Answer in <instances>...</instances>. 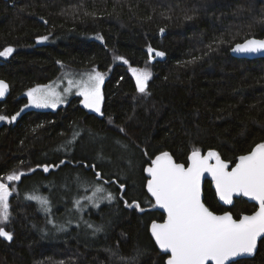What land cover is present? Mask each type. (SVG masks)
<instances>
[{"label": "trees", "instance_id": "obj_1", "mask_svg": "<svg viewBox=\"0 0 264 264\" xmlns=\"http://www.w3.org/2000/svg\"><path fill=\"white\" fill-rule=\"evenodd\" d=\"M42 36L48 39L38 42ZM250 37L264 38V0H0V51L14 49L0 57V78L10 85L0 115L19 113L0 121V177L25 173L3 225L13 239L0 237V264H117L109 248L123 256L139 249L137 264H166L151 234L152 222L166 214L147 191L144 168L163 151L187 165L194 147L235 164L264 143V58L231 54ZM149 46L164 58L150 60ZM116 57L152 72L147 94ZM64 68L107 73L103 115L79 96L57 109L24 110L26 91ZM95 172L111 181L103 186L116 199L97 208L84 202L81 213H70L91 192L78 188L76 177L103 183ZM34 189L50 211L25 199ZM204 201L235 218L257 208L244 198L221 203L209 180ZM237 262L264 264V238L254 257Z\"/></svg>", "mask_w": 264, "mask_h": 264}, {"label": "snow or ice", "instance_id": "obj_2", "mask_svg": "<svg viewBox=\"0 0 264 264\" xmlns=\"http://www.w3.org/2000/svg\"><path fill=\"white\" fill-rule=\"evenodd\" d=\"M47 39V36H42L38 38V42ZM97 39L102 40L103 37L98 35ZM13 51L12 47H6L0 51V57H7ZM232 51L241 54L264 52V39H245L243 43L236 44ZM147 52L150 60L153 54L156 57L165 56L163 51H157L151 46ZM116 59L123 60V57ZM124 63H128L127 60H124ZM130 70L138 92L147 94L148 82L152 77L151 71L147 68ZM104 78L103 73L94 71L86 74V77L82 74L79 80L68 79V87L64 88L63 92H58L50 85H38L30 89L27 96L30 104L35 107L56 108L65 102L66 95L74 87L77 90L76 94L83 97L82 103L85 108L103 115L101 85ZM8 87L6 82L0 80V97L5 95ZM18 115L19 113L10 119L0 115V121H15ZM109 123H112L111 119ZM119 130L125 132L122 127ZM77 135L78 133H74L73 138L75 139ZM116 143L121 144L124 149L128 148L127 144H122L119 140ZM60 163L65 162L62 160ZM49 167L43 165V171L48 172ZM92 168L95 169V165H92ZM144 171L148 174L147 191L155 199V205L167 213L162 223L153 221L151 224V234L156 244L167 255L166 264H238L234 258L254 254L258 238L264 237V143L256 144L247 154L240 155L231 170L229 162L222 159L216 151L210 150L206 155H201L200 149L194 147L188 156L187 166L177 163L169 152L163 151L151 160ZM205 173L211 176L216 193L224 203L232 204L234 195L244 196L258 202V209L251 215H240L237 218L230 212L218 215L211 211L202 201L201 180ZM23 175L25 173L13 170L6 177H0V237L8 241L13 239V234L6 231L3 225L10 222L9 198L15 189L7 182L20 181ZM95 177L97 181H103L100 172H95ZM109 182L111 181L90 183L86 178L76 177L78 188L82 187L87 192L91 187V195H85L82 199L94 207H99L102 201L111 202L116 199L115 195L103 186ZM120 188L124 189V185L121 184ZM35 191L34 189L33 194L27 195L25 199L37 202L46 212L50 211L49 199L36 195ZM75 204L81 207V199H77ZM125 206L140 208L136 201L132 203L125 201ZM48 223L53 221L49 220ZM87 227L93 228V225L89 223ZM101 231L102 227L94 229V233ZM107 251L110 258H115L117 264H137L139 256L142 255L139 249L131 256H123L118 249L109 248Z\"/></svg>", "mask_w": 264, "mask_h": 264}, {"label": "rangeland", "instance_id": "obj_3", "mask_svg": "<svg viewBox=\"0 0 264 264\" xmlns=\"http://www.w3.org/2000/svg\"><path fill=\"white\" fill-rule=\"evenodd\" d=\"M154 55V54H153ZM155 56V55H154ZM156 57V56H155ZM157 58H164V57H157ZM121 61H124V60H121ZM127 66H128V70H129V72H130V74L132 75V73H131V68H138V69H145V68H140V67H136V66H131L130 64H128L127 63ZM148 69V68H147ZM149 70V69H148ZM94 71H99V72H101V73H103L104 74V83H105V80H106V78H107V73H105V72H103V71H100V70H98V69H96V68H94V69H91V70H76V69H67V68H64V69H62L61 70V72L58 74V76H56L53 80H51V81H49V82H47V83H44V84H38V85H50V86H52V87H54L58 92H63V89L64 88H66V87H68V79H75V80H79L80 78H81V76H82V74L86 77V74H88V73H91V72H94ZM150 71V70H149ZM152 73V72H151ZM152 76H153V74H152ZM134 78V77H133ZM152 78V77H151ZM135 79V78H134ZM104 83L101 85V92L103 91V86H104ZM38 85H35V86H33L32 88H34V87H36V86H38ZM32 88H30V89H32ZM30 89H28L27 91H26V96H27V92L30 90ZM76 88H72V90H71V92H69L67 95H66V98H65V102L64 103H62V104H59L56 108H38V107H35L34 105H32V104H30V102H29V98H28V103H27V107H25L24 108V110H27V109H37V110H50V109H57V108H59V107H61V106H64V105H67L68 103H69V101L74 97V96H78L77 94H76ZM28 97V96H27ZM79 97H81V96H79ZM81 99L83 100V97H81ZM83 104V103H82ZM4 182H7V181H4ZM7 183H9L10 184V187L11 188H14L15 189V191H13V194H12V196L18 191V181H16V182H7ZM91 192H92V189H91ZM91 192L88 194V195H91ZM12 196H10V198H9V201L11 200V198H12ZM54 199H55V196H54ZM105 201H107V200H105ZM105 201H102L101 203H100V205L103 203V202H105ZM84 202H87L86 200L84 201L83 199H81V207H77V205L76 204H74L73 205V208L72 209H70L69 210V212L70 213H72L73 214V210L74 211H76L77 213H81L82 212V210H84V209H86V208H84V206L85 205H83V203ZM55 203H56V199H55V201H54V205H55ZM88 203V202H87ZM89 204V203H88ZM99 205V206H100ZM90 207H94V206H92L91 204H89V208ZM94 208H97V207H94ZM68 219H69V217L67 218V221H66V223L68 222Z\"/></svg>", "mask_w": 264, "mask_h": 264}, {"label": "water", "instance_id": "obj_4", "mask_svg": "<svg viewBox=\"0 0 264 264\" xmlns=\"http://www.w3.org/2000/svg\"><path fill=\"white\" fill-rule=\"evenodd\" d=\"M250 38H256V39H264V38H258V37H250ZM244 42V41H243ZM243 42H240V43H243ZM238 44V43H237ZM236 45V44H235ZM235 45H234V47H235ZM233 47V48H234ZM232 48V49H233ZM232 49H231V54L234 56V57H236V58H241V59H258V58H264V52H261V53H256V54H241V53H235V52H233L232 51ZM0 80H3L4 82H6L7 84H8V90H7V92L5 93V95L3 96V97H0V102H2V101H4L8 96H9V94H10V85H9V83L6 81V80H4V79H1L0 78ZM97 114H100V113H97ZM208 151H210V150H208ZM208 151H206V152H201V155H206L207 154V152ZM211 151H214V150H211ZM245 154H247V153H245ZM242 155H244V154H242ZM239 157V156H238ZM174 159V158H173ZM223 159V158H222ZM175 160V159H174ZM226 161V160H225ZM214 162V161H213ZM226 162H229V161H226ZM237 162V161H236ZM178 163V162H177ZM183 164V163H182ZM150 165V164H149ZM149 165H147L146 167H148ZM185 166H187V165H185ZM235 166V164H232L231 162H229V170H231V168L232 167H234ZM146 175L148 176V174L146 173ZM207 180H209V181H211V183H212V186H213V189L215 190V184H214V181L212 180V178H211V176L208 174V173H205L204 174V176L202 177V180H201V194H202V201L205 203V201H204V186H205V182L207 181ZM215 192H216V190H215ZM149 193V192H148ZM150 194V193H149ZM151 195V194H150ZM216 195H217V193H216ZM152 197V196H151ZM153 198V197H152ZM217 198L219 199V196L217 195ZM237 198H244V199H246L247 201H249L250 203H254L256 206H257V208H256V210L258 209V207H259V205H258V202H256V201H254V200H251L250 198H248V197H244V196H236V195H234L233 196V201L235 200V199H237ZM155 200V199H154ZM219 201L221 202V203H223V204H226V203H224V201H222V200H220L219 199ZM205 206L206 207H208L207 206V204L205 203ZM209 208V207H208ZM210 209V208H209ZM163 211H164V213L166 214V217H167V213H166V211L164 210V209H162ZM211 210V209H210ZM255 210V211H256ZM211 211H213V210H211ZM214 213H216V214H218V215H222L223 213H217V212H215V211H213ZM227 212H230V211H227ZM254 212V211H253ZM252 212V213H253ZM231 213V212H230ZM252 213H247V214H243V215H251ZM233 215V214H232ZM166 217H165V219H166ZM233 217L235 218V216L233 215ZM163 222V221H162ZM162 222H157V223H162ZM264 237H262V238H258V241H257V249H256V251L254 252V254H252V255H244V256H242V257H237V258H234V260H239V259H243V258H251V257H254L255 255H256V253H257V251H258V248H259V243H260V241L263 239ZM158 246V245H157ZM158 248H159V246H158ZM160 249V248H159ZM161 250V249H160ZM162 251V250H161ZM163 252V251H162Z\"/></svg>", "mask_w": 264, "mask_h": 264}]
</instances>
